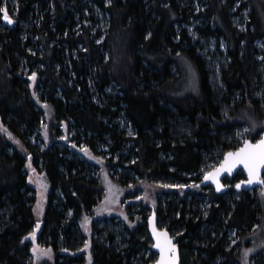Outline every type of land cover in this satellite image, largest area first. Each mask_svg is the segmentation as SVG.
Listing matches in <instances>:
<instances>
[{"label":"trees","instance_id":"trees-1","mask_svg":"<svg viewBox=\"0 0 264 264\" xmlns=\"http://www.w3.org/2000/svg\"><path fill=\"white\" fill-rule=\"evenodd\" d=\"M194 1L0 0V264H135L140 254L143 218L130 246L98 228L104 179L62 149L63 123L77 146L96 155L106 149L110 162L119 160L114 166L127 165L125 182L111 176L123 188L197 183L195 195L208 206L195 195L166 208L158 194L138 200L157 210L158 222L164 213L165 230L180 232L182 264H241L242 246L264 223L258 192L206 194L199 184L208 165L243 145L240 129L264 122V0H202V11ZM202 41L225 44L218 74ZM33 172L48 186L42 220ZM252 264H264V250Z\"/></svg>","mask_w":264,"mask_h":264},{"label":"rangeland","instance_id":"rangeland-1","mask_svg":"<svg viewBox=\"0 0 264 264\" xmlns=\"http://www.w3.org/2000/svg\"><path fill=\"white\" fill-rule=\"evenodd\" d=\"M194 8L197 11H202L205 9L203 5L202 0H195L194 1ZM10 20L12 21L13 17L9 16ZM6 24H9V21L5 20ZM203 21L200 20V22ZM15 24V21H14ZM98 27V26H97ZM99 27H103V23L99 25ZM92 28V26H91ZM192 31V28H190ZM205 47L204 55L207 58V62L210 63L212 66V70H214L217 74L219 73V68L222 64L225 63V54L226 53V47L223 43H217V41H211L210 43H206L205 41H202L200 44ZM219 45V48H218ZM260 62H262V68L261 71H264V61H262V58L259 59ZM264 73V72H263ZM30 81V87L34 94L37 96V84H38V77L35 75L33 77V74L28 77ZM46 109L48 110V107L44 105ZM1 126V121H0ZM44 131L40 136V139L46 140L48 139V125L47 123L43 124ZM124 126V124H123ZM62 136L59 139V142L61 143V147L68 148L77 158L84 160L87 163V166L90 169V172L95 174V176H101V178L104 179V198L97 209V216H95V222L100 230H105V233L112 232L115 234H119V242H122V246H130V234L131 231H137V222L140 221L142 218L143 220V229L138 232V240L140 242L139 249L140 254L136 257L134 260L135 264H154L157 259L158 255L153 252V241L149 235L148 232V220L152 214L151 209H145L139 206L138 200L142 197L143 193L145 195L151 196V194H155V196L158 194L159 203L161 202V206L163 208H166L168 201H173L177 203L180 201L182 197H187L188 200L190 198H195V189L193 186L197 183L195 181H191L188 186L185 184H181L179 182H160L156 185L152 186H145L143 189L139 191H134V189H128L121 187V185L115 180L112 179V177L116 178L117 180H121L123 182L126 181V176L129 175V171L127 168V165L124 163L123 167H116L114 164L118 163L119 160L116 159L114 162H110L109 159L111 158L108 155V151L106 149H101L102 155H96L93 152H91L86 147L77 146L75 141L73 140V134L71 135L68 130V126L66 123L59 125ZM129 132L132 133V130L129 128ZM260 136V139L264 137V122L259 124H255L253 129L249 127H244L239 130L238 135L240 139L242 140V144L245 143V141H252V137L254 135ZM122 154L125 156L127 155L126 151L122 152ZM93 157H97L99 159H93ZM223 160H219V164H210L208 165V169L206 168L204 173L201 175V181L203 180L205 173L212 171L213 169L217 168ZM244 178L238 179L233 185H229V188L235 189V186L245 180V174L242 173ZM44 174H39L33 172L32 175L29 178V183L32 187V189L36 193L37 201L34 206V214L37 218V220H42L44 217L46 208H47V199H48V186L45 183L44 180ZM112 176V177H111ZM165 185H168L166 187ZM183 185L184 187H180ZM187 188V189H186ZM209 190L206 191V194H209L210 191H213L211 187ZM167 192V194L162 193L163 191ZM255 191V190H254ZM258 192V196L260 201L264 205V187L256 190ZM253 192V191H251ZM196 198L198 197L195 195ZM201 196V195H200ZM139 197V199H137ZM202 197V196H201ZM151 199V198H150ZM198 200H202V207L208 206L209 200L207 197L205 198H197ZM152 201L154 199H151ZM163 204V205H162ZM157 211V210H156ZM107 219V220H106ZM169 219H165L164 213L162 216H159V222L158 226L161 229H168V225L171 221H168ZM141 223V224H142ZM173 237H175L178 240V237L180 235V232L175 230L171 232ZM35 236V235H34ZM98 238V236H97ZM233 245H235L238 242V239L235 237V235H232ZM35 237L32 235L28 236L26 238V241L33 242L34 244ZM145 242H148V247L144 245ZM244 246H242L240 250V262L241 264H252L253 256L259 253L260 251L264 250V223L260 228L257 229L255 233H253L250 238L246 241ZM36 251L34 252L36 255H42L49 259H53L54 255L53 252L50 251L48 255H43L42 250H47L44 248H39L37 246H34ZM246 250H251L247 252V255H245ZM182 255L184 253L182 252ZM153 256V257H152ZM186 257V255H184ZM183 256V257H184Z\"/></svg>","mask_w":264,"mask_h":264},{"label":"snow or ice","instance_id":"snow-or-ice-1","mask_svg":"<svg viewBox=\"0 0 264 264\" xmlns=\"http://www.w3.org/2000/svg\"><path fill=\"white\" fill-rule=\"evenodd\" d=\"M111 0H109V3ZM5 20L11 22L10 17L7 15L6 10H4ZM150 35V34H149ZM35 73H33V77ZM93 159H99L97 157H93ZM242 164L248 172L249 179L247 181H242L241 183L251 184L254 182H258L260 184H264V179L261 178L260 171L264 168V139L257 141L255 144H252L250 141H245L243 147H241L236 152H228L225 156V159L221 164L215 168L213 171L205 173V180H215L217 183V188L219 190L222 185L219 184L217 177L222 171L228 170L231 171L236 165ZM31 165H29L30 167ZM241 183L236 185L237 188L241 187ZM168 187V185H165ZM180 187H184L181 185ZM139 199V197H137ZM87 217H85V221ZM40 223L39 221L36 223V228L39 229ZM153 234L156 237L157 243L154 245L156 248L160 249V258L156 262V264H175V253L176 246L172 244L171 239L168 237V233L166 231H157L155 225L153 224ZM34 237L35 233H30ZM87 247V244L85 245ZM35 252L36 249L34 248ZM50 249L42 250L43 255H48L50 253ZM251 250H246L247 252Z\"/></svg>","mask_w":264,"mask_h":264},{"label":"water","instance_id":"water-1","mask_svg":"<svg viewBox=\"0 0 264 264\" xmlns=\"http://www.w3.org/2000/svg\"><path fill=\"white\" fill-rule=\"evenodd\" d=\"M261 139H264V137H262ZM261 139H259V140H261ZM250 142L252 144L256 143V142H252V141H250ZM244 144L241 147H243ZM236 151H233V152H236ZM225 156H224V159H225ZM224 159H223V161H224ZM239 173H244L245 174V181H247L249 179L247 169L242 164H238L234 168H232L231 171L225 170V171H222L219 174V176L217 177V180L219 181V184L222 185V187H220L219 190L217 188V183H216L215 180H205V179H203L202 182L199 184V187H204V188L211 187L216 194L223 195L226 192H228V186L226 185L225 181L228 180V179L232 180ZM260 175H261V178L264 179V168L261 169ZM263 187H264V184H260L258 182H254V183H251V184L241 183V187L240 188H237L235 186V191L238 192V193H242V192H246V191L258 190V189L263 188ZM153 224L155 225V228H156L157 231H166L168 233V237L171 239L172 244H175V246H176L175 264H182L181 251H180V247H179V245L177 243L176 238L173 237V235L168 230H164V229H160L159 228V226H158V215H157L156 211H154V210L152 211V214H151V216H150V218L148 220V232H149V235H150V237H151V239L153 241V244L155 245L157 243V240H156L155 235L153 234ZM154 245L152 247V250H153V252H155L158 255V259H157V261H158L159 258H160V249L156 248ZM156 262L154 264H156Z\"/></svg>","mask_w":264,"mask_h":264},{"label":"bare ground","instance_id":"bare-ground-1","mask_svg":"<svg viewBox=\"0 0 264 264\" xmlns=\"http://www.w3.org/2000/svg\"><path fill=\"white\" fill-rule=\"evenodd\" d=\"M245 181V180H244ZM242 182V181H241ZM240 183V182H239ZM228 186V185H227ZM228 190H229V186H228Z\"/></svg>","mask_w":264,"mask_h":264}]
</instances>
